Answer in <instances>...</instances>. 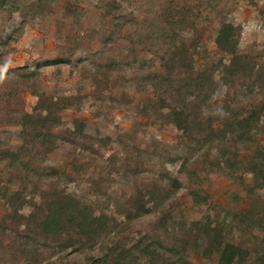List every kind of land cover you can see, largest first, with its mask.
Here are the masks:
<instances>
[{
  "label": "rangeland",
  "instance_id": "1",
  "mask_svg": "<svg viewBox=\"0 0 264 264\" xmlns=\"http://www.w3.org/2000/svg\"><path fill=\"white\" fill-rule=\"evenodd\" d=\"M225 23L240 31L237 70L217 45ZM40 96L59 120L34 131L23 117L46 115ZM263 104L264 0H0V264H116L114 246L127 250L120 264H219L205 224L241 249L235 264H264V117L231 128ZM176 106L195 122L188 137ZM78 119L90 136L75 135ZM61 194L102 219L92 241L28 226Z\"/></svg>",
  "mask_w": 264,
  "mask_h": 264
},
{
  "label": "trees",
  "instance_id": "2",
  "mask_svg": "<svg viewBox=\"0 0 264 264\" xmlns=\"http://www.w3.org/2000/svg\"><path fill=\"white\" fill-rule=\"evenodd\" d=\"M110 9H115L114 3L109 4ZM239 36L240 31L237 29L235 25L232 23H225L219 31V35L216 39L218 47L230 54L233 55L232 66L233 70H237L241 66H243V57H241L237 50L239 46ZM197 80L198 88L201 89L200 85H204L205 81ZM59 105L57 101L48 102L44 97L40 96L36 109L44 112L46 111V115L41 116V118H35L32 114H25L23 117L24 125L30 126L34 131H37L39 126H43L48 129V123H56L58 119L57 112L59 111ZM174 117L173 122L178 127L181 132V136L183 138L188 137L192 134V129L195 128V122L191 119V116L185 111V107L181 108L176 106L174 108ZM264 117V104L259 105L257 107H252L248 112V115L241 120H236L232 125V131H234L233 127L236 125L239 126V129H242L241 132L248 133L254 127H259V120ZM210 135L213 137H220L221 135L215 133L213 130V126H209ZM225 129L224 132H226ZM75 135L78 137L90 136V134L86 131V125L84 120H76L75 121ZM50 134V132H49ZM101 142L111 141V137L108 135H103L100 139ZM107 144V143H106ZM264 156L263 153H261ZM188 169V170H187ZM191 167H187V161H183L181 167L179 169V174L176 177H172V187L171 190H177L182 187L183 179L190 173ZM254 169L257 174L262 173L264 177V172L261 170L259 166L254 165ZM259 171V172H258ZM190 198L197 204L208 202V195L204 194L200 189H194L190 191ZM136 208L138 211L146 210V205L140 203V201L136 200ZM25 201H22L20 206L16 208L15 212H19L20 208L24 207ZM155 207H158V204L154 203ZM151 210V209H150ZM147 210L146 212H149ZM26 218V217H25ZM28 218V226L30 227L31 223L37 222L40 231L47 235L51 236L56 240H63V237L67 234H72L73 231L77 228L79 230V235L81 236V240L84 236H87L89 241H92V237H95L102 229L103 222L102 219L97 217L87 208H81L80 204L70 196L58 195L55 197H46L42 198L39 203H36L35 210L27 217ZM203 233L202 237H199V240L203 241L205 244V249H203L206 253L209 250H218L220 253L219 264H235L237 259H242L243 253L241 249L236 246L234 243L228 241L223 242V238L221 233L218 231V228H213L212 224H205L203 229H201ZM71 239V238H70ZM67 238L64 243L70 241ZM138 243L136 246H139ZM73 246V245H72ZM196 248L200 249V242L198 241L195 244ZM76 247V246H74ZM144 250H149L148 246H144ZM77 251V249H75ZM127 250L123 246H114L110 248V252H106V260L111 257H115L114 262L116 264H120L121 258L126 256ZM148 254V253H147ZM97 261L93 259L90 264H97Z\"/></svg>",
  "mask_w": 264,
  "mask_h": 264
}]
</instances>
